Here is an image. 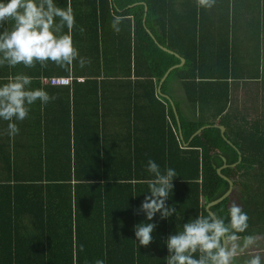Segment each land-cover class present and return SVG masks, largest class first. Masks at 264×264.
I'll list each match as a JSON object with an SVG mask.
<instances>
[{"label":"trees","instance_id":"16d2710c","mask_svg":"<svg viewBox=\"0 0 264 264\" xmlns=\"http://www.w3.org/2000/svg\"><path fill=\"white\" fill-rule=\"evenodd\" d=\"M71 7L74 46L88 51L85 60L90 61L84 67L86 82L74 77L73 83L126 92L122 115L127 124L122 126L136 139L128 142L125 156L96 152L73 157L68 152L47 158L44 166L43 157L32 155L26 158V171H18L20 157L2 158L0 264H95L97 259L105 264H166L168 236L198 214L209 215L207 207L229 190L218 173L224 165L228 167L222 174L233 181L234 191L212 212L227 220L235 202L250 218L248 229L239 235H264V122L248 121L243 111L232 109L233 85L244 79L237 76L234 58L232 1L215 0L210 9L198 7L197 0H72ZM114 15L124 17L119 33L111 27ZM159 47L186 59L160 89L164 93L174 76L183 80L194 112L193 118L180 116L184 141L168 101L155 95L162 76L181 61ZM256 62L260 64V58ZM55 68L70 74L69 67ZM8 76L1 74L0 84ZM216 125L225 127L226 139L241 152L240 163L237 149ZM68 128L70 135V124ZM150 159L162 171L172 168L178 175L166 201L176 213L167 219L157 213L148 221L139 211L150 195ZM48 192H56L55 217L48 214ZM22 198L28 201L25 217L30 221L21 225L17 208ZM12 200L17 204L14 219ZM40 209L46 213L42 219ZM142 222L156 225L148 246L139 245L135 237L134 226ZM20 229L28 234L11 235Z\"/></svg>","mask_w":264,"mask_h":264},{"label":"crops","instance_id":"0c3cea01","mask_svg":"<svg viewBox=\"0 0 264 264\" xmlns=\"http://www.w3.org/2000/svg\"><path fill=\"white\" fill-rule=\"evenodd\" d=\"M231 1L232 9L236 14L235 20L232 23V29L234 30L232 40L234 41V58L237 60V70L239 71L237 76L244 78L233 85L232 109L234 111H243V115L248 121L253 122L262 119L264 122V113H259L261 117L255 119L254 114L251 115V112L253 113L256 109L254 105L256 101L254 102L253 93L248 92L252 83H260L264 79V0ZM55 3L60 7H66L69 4L72 6V0H55ZM146 11H148L147 8ZM11 26L12 21L10 20L4 24V28H11ZM2 31L3 27H0V32ZM64 32H66V27ZM148 33L150 34V32ZM152 40L154 41V38ZM257 45L260 49L257 48ZM78 52L81 58L89 59V52H86L85 49H78ZM177 55L180 56L179 54ZM259 58L260 64L256 62ZM183 59L186 63V59ZM55 66L56 64L52 62H48L46 67H41L37 63L34 68H26L23 64L17 65L14 68H10L7 65L0 66V76L5 73L9 76L19 73L29 75L34 80L30 86L32 89L43 88L50 96L55 97V100L49 102L47 105H42L38 100L30 106L29 114L25 120L14 121L20 129L19 134L14 137L8 135V121L0 119V160L11 157L15 160L16 157H20L22 165L18 171H26L27 167H29V164L25 163L28 160L26 158L32 155L43 157L44 166H46L47 158L61 157L68 152L73 157L78 155L93 156L96 152L102 154V156L109 154L125 156L128 150V142L132 140L134 142V139H136L130 136L125 126H122L124 123L127 124L126 117L122 115L124 94L126 92H122L121 89L115 92V90H112V86L100 87L74 84V77L77 78L78 82H86L85 66L81 68L78 61L70 67V74L68 76L58 73ZM75 72H78L77 75ZM51 77L72 78V83L67 86L47 84L45 79ZM255 77H259V81L251 80V78ZM244 87H247L246 92H248L246 101L234 102V99L239 97ZM115 93L119 95H114ZM155 95H159L158 86L156 87ZM161 95L163 96H159L163 97V99L167 97L168 100H165L168 103L169 101L171 102L177 111L179 120L180 116L185 118L194 117L191 104L187 101L183 80L178 75L168 81L165 91ZM256 100H259V95ZM262 101L264 100L261 99ZM129 103L130 100L126 102V105ZM140 104L142 105V102ZM258 109L262 110L264 107L260 106ZM68 114H70V121H68ZM243 115L241 116L242 118ZM68 124H70V135ZM117 127L119 128L116 129ZM139 151H141V147ZM2 167H6V164L0 162V172L4 171ZM45 184L54 183L47 182ZM55 196L56 192H48L49 201H51L48 214L54 217L56 216V208L58 207ZM27 204L28 201L22 198L20 206L17 208L18 222L21 225L30 221L29 217H25V207ZM45 205L47 211V201ZM16 206L15 200H12L11 217L13 219ZM39 216L42 219L46 216V213L40 209ZM12 221L11 219V223ZM27 234L28 231L24 229H20L17 232L13 231V233L11 231V235ZM256 237V243L239 254L234 264H245L248 259L257 254L264 261V235Z\"/></svg>","mask_w":264,"mask_h":264},{"label":"clouds","instance_id":"9594fccd","mask_svg":"<svg viewBox=\"0 0 264 264\" xmlns=\"http://www.w3.org/2000/svg\"><path fill=\"white\" fill-rule=\"evenodd\" d=\"M215 0H197V6L210 9ZM124 17L114 15L111 27L121 31ZM11 28H4L7 21ZM75 16L71 5L57 6L55 0H0V66L14 68L23 64L34 68L37 63L46 67L48 62L60 67H71L78 61L83 68L90 61L79 56L74 46L72 31ZM65 27L67 32H64ZM81 33L84 31L80 29ZM32 77L23 73L10 75L0 84V119L8 121V135H18L16 122L27 118L30 106L38 100L47 105L55 100L43 88L32 89ZM147 170L153 178L146 181L149 196H145L139 211L148 221L157 213L167 219L176 213L173 206L166 204L173 190V179L177 173L172 168L161 170L153 160H148ZM249 216L235 202L228 208L227 220L216 214H198L188 220L182 230L170 234L165 241L169 255L166 264H234L236 257L256 243L255 235L241 237L248 227ZM154 223H139L134 226L139 245L148 246L152 240ZM242 241V243H241ZM83 250V245L80 246ZM95 264H105L97 259ZM245 264H264L260 255H253Z\"/></svg>","mask_w":264,"mask_h":264},{"label":"water","instance_id":"95a60500","mask_svg":"<svg viewBox=\"0 0 264 264\" xmlns=\"http://www.w3.org/2000/svg\"><path fill=\"white\" fill-rule=\"evenodd\" d=\"M159 49H161V50H163V51H165V52H168V53H170V54H173L171 51H169V50H165V49H163V48H161V47H159ZM174 55H176L177 57H179L180 58V60H181V63L179 64V65H176V66H173V67H171V68H169L167 71H166V73L162 76V78L160 79V81H159V84H158V93L161 95V93H160V87H161V85H162V83L165 81V79H166V77L168 76V74L173 70V69H177V68H180V67H182L183 65H184V63H185V60L183 59V58H181L180 56H178L177 54H174ZM161 96H163V95H161ZM165 99H167V97H165ZM168 100V99H167ZM169 103H170V105L172 106V104H171V102L169 101ZM172 109H173V111H174V114H176V117H177V121H178V124H179V134H180V137H181V139L183 140L184 139V137H183V134H182V128H181V123H180V120H179V116H178V114H177V111H176V109H174V107L172 106ZM208 127H210V126H206V127H203L202 129H200L198 132H196L194 135H193V137L191 138V140H190V142H188V143H186V146L188 145V144H190L198 135H200L205 129H207ZM216 127H219L220 129H221V132H222V136H223V138L230 144V145H232L234 148H236L229 140H227L226 139V136H225V131H226V129H225V127L224 126H218V125H216ZM237 149V148H236ZM237 151H238V154L240 155V158H239V162L238 163H240L241 161H242V157H241V152L237 149ZM237 164H235V165H233V167H235ZM226 167H228V165H224L222 168H220L219 170H218V173H219V175L223 178V179H225L228 183H229V190L226 192V194L223 196V197H221L218 201H216V202H214V203H211L208 207H207V212L209 213V214H214L213 212H212V209L213 208H215V207H217L218 205H220V204H222L224 201H226L231 195H232V192H233V189H234V183H233V181L232 180H230L228 177H226V176H224L223 174H222V170L224 169V168H226Z\"/></svg>","mask_w":264,"mask_h":264},{"label":"rangeland","instance_id":"374dc122","mask_svg":"<svg viewBox=\"0 0 264 264\" xmlns=\"http://www.w3.org/2000/svg\"><path fill=\"white\" fill-rule=\"evenodd\" d=\"M262 83V84H260ZM260 83H252V85H250V91L248 92H251L253 93V97H254V102H255V107L256 109L253 111V113L251 112V115L254 116V119L257 118V117H261V115L259 113H264V109L262 110H259L258 107L260 106H263L264 107V101L261 102V99L264 100V79H262L260 81ZM246 88L247 87H244L243 88V91L241 92V94L239 95V97H236V99H234V102H237V101H242V102H245L246 101V95L248 92H246ZM259 95V100H256L257 97ZM262 247V246H261Z\"/></svg>","mask_w":264,"mask_h":264},{"label":"built area","instance_id":"2783aa9c","mask_svg":"<svg viewBox=\"0 0 264 264\" xmlns=\"http://www.w3.org/2000/svg\"><path fill=\"white\" fill-rule=\"evenodd\" d=\"M45 82L47 84L54 85V86H67L72 83V78L51 77V78H46Z\"/></svg>","mask_w":264,"mask_h":264}]
</instances>
